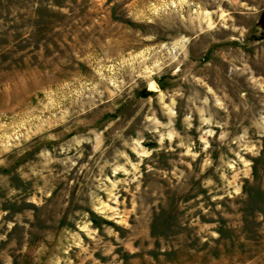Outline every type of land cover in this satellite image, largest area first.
I'll use <instances>...</instances> for the list:
<instances>
[{
    "label": "rangeland",
    "instance_id": "374dc122",
    "mask_svg": "<svg viewBox=\"0 0 264 264\" xmlns=\"http://www.w3.org/2000/svg\"><path fill=\"white\" fill-rule=\"evenodd\" d=\"M0 264H264V0H0Z\"/></svg>",
    "mask_w": 264,
    "mask_h": 264
},
{
    "label": "bare ground",
    "instance_id": "6f19581e",
    "mask_svg": "<svg viewBox=\"0 0 264 264\" xmlns=\"http://www.w3.org/2000/svg\"><path fill=\"white\" fill-rule=\"evenodd\" d=\"M152 87L155 88V87H157V86H156L155 84H152Z\"/></svg>",
    "mask_w": 264,
    "mask_h": 264
}]
</instances>
